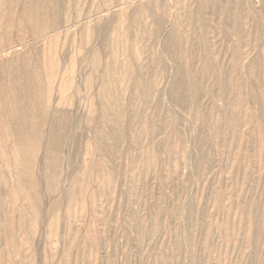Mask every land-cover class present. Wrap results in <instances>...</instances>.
<instances>
[{"label": "bare ground", "instance_id": "bare-ground-1", "mask_svg": "<svg viewBox=\"0 0 264 264\" xmlns=\"http://www.w3.org/2000/svg\"><path fill=\"white\" fill-rule=\"evenodd\" d=\"M11 18L44 41L26 74L28 86L12 88L4 111L15 125L2 187L38 205L32 226L46 204L55 212L65 194L68 207L76 190L86 195L79 204L97 191L116 214L103 217L104 228L115 225L122 252L137 264H211L205 255L216 250L214 263L229 264L233 243L245 262L258 179L239 177V166L228 160L251 154L264 164V131L255 149L242 147L240 138L248 122L259 128L264 113L250 114L261 99L241 75L250 57L254 90L264 92L255 53L264 35V0H0V36L8 34ZM167 103L192 126L189 151L181 117ZM62 169L68 185L61 196ZM222 172L230 174L228 185ZM173 179L179 188L166 190ZM192 187L194 207L187 210ZM91 199L103 209L102 200ZM209 203L224 210L222 217L197 212L196 205ZM210 223L221 230L217 246ZM256 228L262 251L249 262L264 264V218ZM113 241L107 240L110 252ZM107 261L117 264L113 256Z\"/></svg>", "mask_w": 264, "mask_h": 264}, {"label": "rangeland", "instance_id": "rangeland-1", "mask_svg": "<svg viewBox=\"0 0 264 264\" xmlns=\"http://www.w3.org/2000/svg\"><path fill=\"white\" fill-rule=\"evenodd\" d=\"M6 22L8 24L7 28L9 27L10 28L7 29L8 34L0 36L1 37L0 47L3 50H5L2 56L0 57V61L2 60L4 63L5 62H12V63L10 64V66H4L0 63V228L1 230L3 229V231H1L2 233L0 234V244H1L0 264H7V263L8 264H107L108 263L107 259L109 260L110 256H113V261H115L117 264H137V260H135L134 258L135 256L128 257L126 253L122 252L121 248L123 246V240L121 238H119L118 240V238L116 237L118 234L115 232L118 231L117 228L116 230L113 228L115 225L114 226L113 224L111 225L113 229L109 225H107L106 228H104L105 225L102 223L103 219L106 216H107L106 218L114 216L115 212L114 211L112 212V209H114V207L113 208L110 207L109 204L106 206L105 201H107L108 199L107 197H103L100 199V197L96 196L98 194L97 191L90 192L88 194L89 200L85 198L83 199L85 203L79 204L78 203L79 198L85 197L86 195H83L81 192L76 190L75 194L78 193V195H76L75 198L73 197L74 198L73 205L71 206L68 205V207H67V199L65 194L64 198L60 199V202L56 207L57 209L55 212L53 211V209L50 208L49 205L46 204L45 207L42 208L44 211L43 217L39 218L37 224L35 225V227H33L31 220L34 218V216H36L38 205L31 206L32 204L29 203V201L26 198H24L21 194L17 196L14 194L15 195L14 196L12 192H8L4 187H2L3 179L6 175H8L7 174L8 172L7 169L9 168L7 165L8 160L14 157V151L12 148V143L14 141L13 138L14 134L11 128H13V126L15 125V122L11 120L13 119L14 116L10 114L11 111L8 112L6 111L5 113L4 111L6 110V107H11V100H13L12 88L22 85L21 87L25 91L26 87L28 86L26 84V74H28L29 70H31V68L34 65V62H36L35 52L41 50L42 45H44L43 44L44 41L39 39L41 38L40 35L37 34L35 31H33L32 26L18 24L17 18L7 19ZM260 41L258 42L260 44L258 49L255 51V53L257 54L256 61L258 62V66H259L258 70L260 72L261 77L264 79V35L261 36ZM35 44H37L38 46L37 45L35 46ZM21 45L26 48H23ZM25 54L27 57L25 56ZM250 59L251 58L248 57L247 60H244L242 62L243 69L241 71V75L242 78H244L247 81V90L252 93L255 92V94L259 96L261 99L259 106L258 107L252 106V109L250 111V114L255 116L258 115L262 109L264 110V94H263L264 92L262 93L259 90H254L255 88L254 86L257 84V79H255L252 74L254 73V70H256V67H253L254 69L253 68L249 70L247 69V65L251 63ZM244 74L246 76H244ZM167 106L168 108L171 107L170 110L175 111L176 113L178 112L177 114L181 117V121L178 129L180 130L182 137H184L183 138L184 143L186 142L185 146H188L187 148L189 151L190 150L189 147L192 144L191 142L194 141V137H192L193 133L191 131L192 126L190 122L187 120V116L184 115L183 112L181 113L180 110L177 111L172 106H170L169 103H167ZM259 123L260 126L257 129L252 122H248V124L244 126V128L242 129L243 133L240 136L242 147L244 146L246 148H250L251 144L253 143L252 145L254 147L252 146L251 148L253 149L257 148L258 145L257 138L258 135L260 134L259 131L261 132L264 131V113H262ZM252 140H254V142ZM83 146L84 144L81 143L78 149V152H80V154L77 152L78 159L81 162L84 159ZM246 157L238 160L239 158L237 159V156L236 157L233 156V158L229 157L228 160L230 161L231 159L232 161L231 163L233 166H236V164L239 166L241 171L239 177H242L245 173H249V174L252 173L251 175L255 174L258 179V181H256L255 184V186L257 185L258 186L256 187V189H254L255 191L254 197L258 206V211L257 214L254 215L252 218V222H251L252 226L250 227L251 238H249L250 240L247 245L248 247L249 246L250 247L249 248L247 247V249H245L244 252L245 254H247V256L245 255L246 258L244 259L246 260L243 259V261L245 262L241 264H248L249 261L252 262L251 259H253V256L255 255L257 256L258 254L261 253L262 247L258 246L260 244L258 245L256 244V242L258 241L257 239L258 230L256 228V225L258 223L259 218H264L263 217L264 211L262 213L263 216L261 214L264 207V201H263L264 200V164L262 163L263 161L260 160L258 165L257 163L259 160L256 162L255 160L257 159L252 158L251 154ZM61 175H60L61 179H59L58 181V190L62 196V193H64L65 189L67 188L66 186L68 185V175L66 170L62 169ZM255 175L253 176V178H255ZM220 176H221L220 180L222 181V184L228 185L227 183L230 180V174L228 172H222ZM64 181H66V184ZM154 183L155 182L151 184H153L155 187L156 183L155 184ZM175 183L177 184L179 183L178 179H173L171 185L169 184L170 187L168 185L169 188H166V190H171V189L174 190L176 188H179L178 185ZM163 186L164 188L167 187V185L165 186V184ZM245 186L247 188L249 186L251 187L252 183ZM194 190H195L194 187H192V192L189 194V197L186 198L187 210L189 209L190 204H191L190 207L192 206L194 207L193 205L194 201L192 200ZM91 198H94L96 201L98 199L102 200L103 209L96 207L95 203L92 202ZM170 202L171 201L169 200L167 206H169ZM207 205H208L207 207L199 205V208L198 205H196L197 209L199 210L198 211L196 209L197 212H199L200 214L202 212L201 215H203L204 214L203 211H205L206 218L212 217V214L213 215L215 214L216 216V212L217 214H219V217L220 216L222 217L221 214L224 211L223 209L222 210L215 209L212 207L211 203ZM206 209L208 210L209 215L207 214ZM70 214H73L71 215V219H70ZM53 217L56 220L54 223V228L53 226H50L52 223L51 219ZM204 220H205L204 224H206L208 219H204ZM181 226L183 229L184 225ZM210 226L212 231L216 230L217 232L216 239L212 240V243L215 242L213 243L214 246H217V244L221 242L220 237L218 238V236L220 235L218 231L220 229L217 227L216 223L214 224L210 223ZM52 229H54V231ZM107 231L110 232L107 233ZM107 236L109 237L112 236V239L111 237L109 239V237ZM107 240L109 243L110 241L112 242L113 240H115L118 243H116L115 241H113V243L114 244L116 243L117 245H119V247H117L115 244L114 246H112L113 248L110 252V249L107 248V246H109ZM106 242L108 245L106 244ZM120 244H122V246ZM116 247L118 249L120 247L121 248L117 251ZM114 249L116 250L115 254H114ZM65 252L67 254V257L65 255ZM228 252L229 253L227 254L226 257L228 263L240 264L239 262L240 260L238 256L239 255L238 248L236 246L234 247V243L233 245L230 246ZM217 253H219L218 250L214 251L213 253H206L205 256H209L206 258H209L208 260L210 261L211 264H215L213 260L216 257ZM250 253L251 254L253 253V255H251ZM28 256L30 257V259ZM35 261L37 262L35 263Z\"/></svg>", "mask_w": 264, "mask_h": 264}]
</instances>
